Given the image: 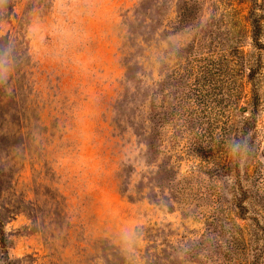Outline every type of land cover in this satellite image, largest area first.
Returning <instances> with one entry per match:
<instances>
[{
    "label": "rangeland",
    "instance_id": "rangeland-1",
    "mask_svg": "<svg viewBox=\"0 0 264 264\" xmlns=\"http://www.w3.org/2000/svg\"><path fill=\"white\" fill-rule=\"evenodd\" d=\"M0 264H264V0H0Z\"/></svg>",
    "mask_w": 264,
    "mask_h": 264
},
{
    "label": "trees",
    "instance_id": "trees-1",
    "mask_svg": "<svg viewBox=\"0 0 264 264\" xmlns=\"http://www.w3.org/2000/svg\"><path fill=\"white\" fill-rule=\"evenodd\" d=\"M256 4V3H255ZM253 18L251 19V43L253 44L254 48L260 49V36L263 31V25L260 22L261 16L257 15L255 11H252ZM243 61V59H242ZM243 67V65H241ZM261 62L260 59L256 61L255 65L249 69V72L245 76L246 81L250 84L251 86V107H252V113L257 112L258 107L260 105V97L258 94V89H257V83L261 77ZM244 109H242L243 111ZM245 111H243L244 113ZM243 130H247L244 128ZM244 197L247 195L245 192L243 193ZM237 208H239L240 211L246 210V208L242 205L239 204L237 205Z\"/></svg>",
    "mask_w": 264,
    "mask_h": 264
}]
</instances>
